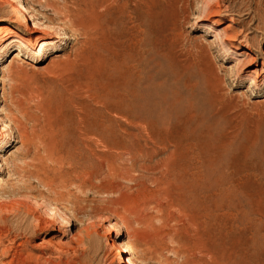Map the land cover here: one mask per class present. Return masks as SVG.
<instances>
[{"label": "rangeland", "instance_id": "obj_1", "mask_svg": "<svg viewBox=\"0 0 264 264\" xmlns=\"http://www.w3.org/2000/svg\"><path fill=\"white\" fill-rule=\"evenodd\" d=\"M74 1L0 0V264H264V0Z\"/></svg>", "mask_w": 264, "mask_h": 264}, {"label": "bare ground", "instance_id": "obj_2", "mask_svg": "<svg viewBox=\"0 0 264 264\" xmlns=\"http://www.w3.org/2000/svg\"><path fill=\"white\" fill-rule=\"evenodd\" d=\"M6 2V1H5ZM21 2V1H20ZM19 1H17V2H6L7 4H9L11 7H12V9H11V12L17 17V19H18V21L19 22H21L22 23V19L24 18V15H23V12H26L27 11V9L20 3ZM79 2L80 3H82V0H76V1H74V3H73V5L74 6H76V7H79L80 6V4H79ZM27 18V17H26ZM27 22H28V19L26 20ZM42 27V26H41ZM40 27V25H34L33 27H31V28H29V30L27 31V33L32 37V38H34V40H35V42H37V46H39V48H40V50L42 51L43 49H46L47 47H52V46H54L55 45V43L57 42L56 40H48V41H45L44 39H42V37H37L36 35L39 33V30L38 29H40L41 28ZM45 30L46 28H42V30ZM228 29H231V28H229V26H227V27H225L222 31L224 32V34H225V36H226V33H227V30ZM43 30V31H44ZM0 32H3L4 33V39H2L0 42L1 43H3L1 46H0V53H4L6 50H8V49H11L13 46H14V44L16 43V42H19V41H21V42H23L24 41V37L23 36H21V35H19L16 31H12V30H10V29H8V28H6V29H2V30H0ZM219 33H217V35H218ZM217 35H216V37H217ZM228 35V34H227ZM221 36V35H220ZM222 38V37H221ZM56 39H60V36L59 35H57V37H56ZM217 39V38H216ZM225 39V38H224ZM226 39L228 40L229 39V37L227 36L226 37ZM40 40H42L41 42H40ZM219 41V40H218ZM223 42V41H222ZM59 43V42H58ZM48 49V48H47ZM244 56L247 58V61L249 62V65H248V67L247 68H251V66H253L255 63H257V62H259L258 61V58L254 55V54H251V53H247V52H244ZM122 66V65H121ZM113 67V66H112ZM116 67V66H115ZM117 67H118V65H117ZM120 67V66H119ZM121 70V69H120ZM124 70V69H123ZM122 70V71H123ZM121 71V72H122ZM250 72H255V71H250ZM115 73H118L117 72V68H113L112 69V76L114 77V79L115 78H117V77H115L114 76V74ZM124 73V72H123ZM122 73V74H123ZM257 73V72H256ZM132 74V73H131ZM131 74H128V75H124L125 77H123V79H126V84H127V80H128V82H132L131 80L133 79V76L131 75ZM118 76V75H117ZM257 76V75H256ZM119 77V76H118ZM119 78H121V76L119 77ZM119 82H121V80L119 81ZM142 82V81H141ZM122 83V82H121ZM127 84V85H131V84ZM134 83V82H133ZM132 83V85H131V90L129 89L128 90V95L126 96H124V97H127V99L126 100H120V98L118 99V100H120V102H119V104H125L126 106H127V109L128 110H131V111H133V113H134V115L132 114V115H127L126 113H128V112H126L125 111V109L123 108V107H125L124 105H123V107H120V108H116L115 106H112V112L113 113H118L119 115H122V116H125L126 118H128V119H130V120H132L133 118H135V115H136V117H137V113H138V111L136 112V109H138V107H139V99H138V97H137V95H136V92H137V89H136V87L137 86H135L134 84ZM137 84H139V83H137ZM117 85V84H116ZM116 87L115 86V84H113L112 83V87ZM118 86L120 87V85H119V83H118ZM123 85H121V87H122ZM126 86V85H125ZM124 87V86H123ZM129 87V86H128ZM117 90H118V87H117ZM124 91L126 90V88L125 89H123ZM119 91H120V89H119ZM123 91V93H125ZM127 91V90H126ZM122 92V91H121ZM119 95V94H118ZM119 97V96H118ZM117 98V97H116ZM114 99V98H113ZM140 101H141V99H140ZM126 112V113H125ZM136 113V114H135ZM126 114V115H125ZM142 114V113H141ZM143 115V114H142ZM7 133V132H6ZM9 136V135H8ZM4 137H5V134H4ZM4 140V139H3ZM3 144H5V142L3 143ZM125 155V154H124ZM4 185V184H3ZM7 205V204H6ZM8 206V205H7ZM7 206L6 207H4V208H7ZM13 206V205H12ZM15 207V206H14ZM3 208V209H4ZM11 208V207H10ZM9 209V207L7 208V209H5V210H8ZM12 210H13V208H11ZM4 211V210H3ZM7 212V211H6ZM28 216H31V212L29 211L28 212ZM34 216V215H33ZM34 218V217H33ZM35 219H38V222H39V226L40 225H43V224H45L44 222V219H40L39 217H36ZM47 221V220H46ZM54 221V220H53ZM53 221H52V223H53ZM47 223V222H46ZM55 223V222H54ZM51 223L49 222V225H50ZM29 226H30V224H28ZM46 225V224H45ZM53 226L52 227H54V228H56V224H52ZM29 228V227H28ZM31 228V227H30ZM30 230V229H29ZM28 230V231H29ZM52 230H54V229H52ZM26 231H27V229H26ZM27 231V232H28ZM27 232L25 233V234H27ZM29 233H31V232H29ZM30 236V235H29ZM31 238V237H30ZM32 239V238H31ZM115 241V240H114ZM26 243H28V242H26ZM117 244V243H116ZM25 245V244H24ZM126 245V244H125ZM37 247H41V245L39 246H37ZM42 248V247H41ZM44 248V247H43ZM61 249V248H60ZM70 249V248H69ZM129 249V248H128ZM59 251V250H58ZM61 251V250H60ZM59 251V252H60ZM130 252V251H129ZM116 254H118V257H119V262L120 263H122V264H141V261H139L138 259L139 258H128V256H125L124 254H129L128 253V250H127V247H124V245L122 246V245H119L118 244V247H117V253ZM28 258H27V260H28V262L29 263H31V264H77V263H74L76 260H73V259H70V260H68V261H62L61 260V257L62 256H59V261H54L51 257H44V256H37V255H35V254H33V253H30V254H28V256H27ZM24 258V257H23ZM21 259V258H20ZM63 259V258H62ZM26 260V259H25ZM89 264V263H88Z\"/></svg>", "mask_w": 264, "mask_h": 264}]
</instances>
